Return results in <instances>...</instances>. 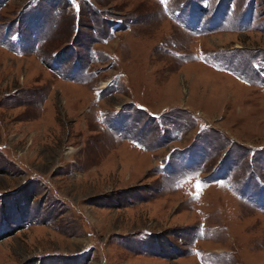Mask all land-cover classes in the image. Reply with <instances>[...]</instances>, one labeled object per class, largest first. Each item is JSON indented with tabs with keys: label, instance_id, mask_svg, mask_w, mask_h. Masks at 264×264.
Wrapping results in <instances>:
<instances>
[{
	"label": "rangeland",
	"instance_id": "1",
	"mask_svg": "<svg viewBox=\"0 0 264 264\" xmlns=\"http://www.w3.org/2000/svg\"><path fill=\"white\" fill-rule=\"evenodd\" d=\"M0 264H264V0H0Z\"/></svg>",
	"mask_w": 264,
	"mask_h": 264
}]
</instances>
